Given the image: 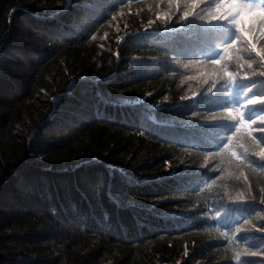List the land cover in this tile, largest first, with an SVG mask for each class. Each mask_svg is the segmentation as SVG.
<instances>
[{"label": "trees", "instance_id": "obj_1", "mask_svg": "<svg viewBox=\"0 0 264 264\" xmlns=\"http://www.w3.org/2000/svg\"><path fill=\"white\" fill-rule=\"evenodd\" d=\"M175 12L0 0V264H264V125L202 127L222 46L181 53Z\"/></svg>", "mask_w": 264, "mask_h": 264}, {"label": "snow or ice", "instance_id": "obj_2", "mask_svg": "<svg viewBox=\"0 0 264 264\" xmlns=\"http://www.w3.org/2000/svg\"><path fill=\"white\" fill-rule=\"evenodd\" d=\"M167 2L175 4L174 15L179 17V21L189 32L190 39L172 41L173 46L181 53L191 52L194 49H199L203 53L205 50L222 46L220 52H212V55L218 58L212 59L211 64L218 67L212 73L213 82L208 88L212 96L207 98L211 101L207 106L219 111L212 116L213 124L202 125V127L213 128L217 141L223 144L221 151L227 150L234 145L233 138L253 123V116L260 121L261 125H264V93L256 91V80L264 77V71L252 70L254 63L264 68V20H257L254 24L245 27L243 24H238L236 17L228 15L227 12L230 8L244 6V4L249 7L264 8V0H260L259 3L252 2V0H167ZM149 23L151 24V21ZM228 28L233 30L229 32ZM241 44L244 45L243 51L247 53V59L233 52V49L237 53L240 52L238 45ZM230 60H235L240 68H245L242 79L237 80V74L228 71ZM220 80L233 83L234 87L229 89L222 85L213 93V88H216ZM194 97H196L195 92L192 93V97H181V100H192ZM164 99L167 100V97ZM241 101H243L242 104ZM242 108L245 109L243 112ZM191 115L195 117L198 113L194 111ZM221 133H231V136L227 137V143L223 142L224 138L221 137ZM261 139L264 140V136ZM232 155L241 163L248 159L246 152H240L239 155L232 152ZM256 155L264 156V147H261ZM129 203L135 205L136 201L131 200ZM232 206L230 205L228 209ZM227 210L224 212L225 217L228 216ZM260 231L264 232V228Z\"/></svg>", "mask_w": 264, "mask_h": 264}, {"label": "clouds", "instance_id": "obj_3", "mask_svg": "<svg viewBox=\"0 0 264 264\" xmlns=\"http://www.w3.org/2000/svg\"><path fill=\"white\" fill-rule=\"evenodd\" d=\"M227 14L234 15L236 22L243 24L245 27L249 24H254L257 20H264V8L249 7L247 4L230 8Z\"/></svg>", "mask_w": 264, "mask_h": 264}, {"label": "rangeland", "instance_id": "obj_4", "mask_svg": "<svg viewBox=\"0 0 264 264\" xmlns=\"http://www.w3.org/2000/svg\"><path fill=\"white\" fill-rule=\"evenodd\" d=\"M25 27H26V25H25Z\"/></svg>", "mask_w": 264, "mask_h": 264}]
</instances>
